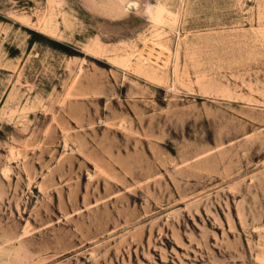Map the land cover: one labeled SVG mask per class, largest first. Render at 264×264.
<instances>
[{
    "label": "rangeland",
    "instance_id": "1",
    "mask_svg": "<svg viewBox=\"0 0 264 264\" xmlns=\"http://www.w3.org/2000/svg\"><path fill=\"white\" fill-rule=\"evenodd\" d=\"M0 264H264V0H0Z\"/></svg>",
    "mask_w": 264,
    "mask_h": 264
},
{
    "label": "bare ground",
    "instance_id": "2",
    "mask_svg": "<svg viewBox=\"0 0 264 264\" xmlns=\"http://www.w3.org/2000/svg\"><path fill=\"white\" fill-rule=\"evenodd\" d=\"M131 4V3H130Z\"/></svg>",
    "mask_w": 264,
    "mask_h": 264
}]
</instances>
